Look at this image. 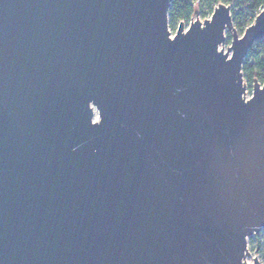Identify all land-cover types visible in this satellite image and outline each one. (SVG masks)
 I'll return each instance as SVG.
<instances>
[{
    "label": "water",
    "instance_id": "obj_1",
    "mask_svg": "<svg viewBox=\"0 0 264 264\" xmlns=\"http://www.w3.org/2000/svg\"><path fill=\"white\" fill-rule=\"evenodd\" d=\"M170 1L0 0V264H248L264 7L240 37L224 3L170 35Z\"/></svg>",
    "mask_w": 264,
    "mask_h": 264
},
{
    "label": "trees",
    "instance_id": "obj_2",
    "mask_svg": "<svg viewBox=\"0 0 264 264\" xmlns=\"http://www.w3.org/2000/svg\"><path fill=\"white\" fill-rule=\"evenodd\" d=\"M211 3H231V18L236 26L250 23L255 14L264 7V0H209ZM205 16L201 6L194 7L192 0H171L168 7V20L188 21L194 11ZM241 73L245 83L250 86L254 80L264 83V38L253 43L242 63Z\"/></svg>",
    "mask_w": 264,
    "mask_h": 264
},
{
    "label": "rangeland",
    "instance_id": "obj_3",
    "mask_svg": "<svg viewBox=\"0 0 264 264\" xmlns=\"http://www.w3.org/2000/svg\"><path fill=\"white\" fill-rule=\"evenodd\" d=\"M227 5V4H225ZM230 14H231V9H230ZM193 16H191L192 18ZM210 17V16H209ZM208 17V18H209ZM207 17L205 19H208ZM196 19V14H194V17H193V20ZM197 19L202 21L204 18L200 15L197 16ZM190 20V19H189ZM189 20L188 21H181L184 25V28L186 29L188 27V23H189ZM231 21H232V18H231ZM254 21V19H253ZM253 21L251 23H253ZM178 23L179 22H174L173 24H171V22L168 20V29H169V32H170V35H172L175 31V29L177 28L178 26ZM250 23V24H251ZM249 24V25H250ZM248 25V26H249ZM232 26L235 28L236 30V33H237V36H241L244 29L247 27L244 25L242 26H236L233 24L232 22ZM230 42H231V31L229 30H225L224 31V41L222 44L219 45L218 49H220L222 47V51L225 52L227 47L226 46H230ZM230 54V53H229ZM245 82V81H244ZM259 82V81H258ZM259 84L261 86H263L264 84L259 82ZM251 92H252V84L250 86H248L246 83H245V93H244V98L246 97H250L251 95ZM94 115H93V118L96 119L97 118V111L94 109ZM262 243H260V239H257V240H253L251 241L250 239V242H249V246H250V252H251V256L255 255L258 259H257V262L258 264H264V245H261ZM259 246V248H256ZM255 250V251H254ZM249 260V259H248Z\"/></svg>",
    "mask_w": 264,
    "mask_h": 264
},
{
    "label": "built area",
    "instance_id": "obj_4",
    "mask_svg": "<svg viewBox=\"0 0 264 264\" xmlns=\"http://www.w3.org/2000/svg\"><path fill=\"white\" fill-rule=\"evenodd\" d=\"M192 5L194 7H198V6L200 7L201 6L202 11L205 12V16H202V17L203 18H206V17L208 18L211 15V13H212L213 9L215 8V6H217V3H211L209 0H192ZM228 6L231 9V3H229ZM194 14H196V13H194ZM194 14H193V17H194ZM257 14L258 13H256L255 16ZM198 15H200V14L197 11V16ZM255 16H254V18H255ZM193 17L190 19L191 21H193ZM253 19H252V21H253ZM190 20H189V23H190ZM250 23L245 24V26H248ZM247 98H249V97H246L245 99H247ZM250 239H251V241L260 239V243H262L261 245H264V229H261L258 232H254V233H252L250 236H248L246 238V249H247V252L249 254L245 255L243 259H244V262H246L248 264H252L253 263V258L255 256V255L251 256L252 254L250 252V246H249ZM255 248L257 250V248H259V246L255 247ZM257 259L258 258L256 257V260Z\"/></svg>",
    "mask_w": 264,
    "mask_h": 264
}]
</instances>
